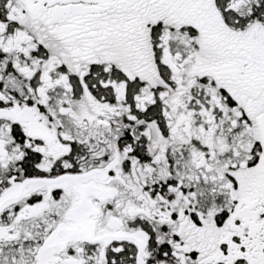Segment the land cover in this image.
<instances>
[{
    "label": "snow or ice",
    "instance_id": "snow-or-ice-1",
    "mask_svg": "<svg viewBox=\"0 0 264 264\" xmlns=\"http://www.w3.org/2000/svg\"><path fill=\"white\" fill-rule=\"evenodd\" d=\"M0 264H264V0H0Z\"/></svg>",
    "mask_w": 264,
    "mask_h": 264
}]
</instances>
